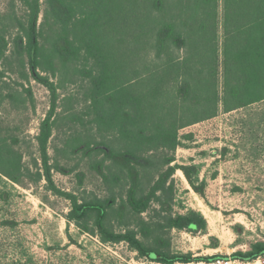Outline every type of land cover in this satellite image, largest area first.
Returning a JSON list of instances; mask_svg holds the SVG:
<instances>
[{
    "label": "trees",
    "instance_id": "1",
    "mask_svg": "<svg viewBox=\"0 0 264 264\" xmlns=\"http://www.w3.org/2000/svg\"><path fill=\"white\" fill-rule=\"evenodd\" d=\"M47 12L58 27L51 52L60 63L85 60L82 72L88 82L87 99L96 131L112 134L125 143L117 151L94 143L104 154L98 174L110 194L79 203L58 190L52 180L48 142L52 133L55 100L35 137L33 160L36 182L44 180L55 195L69 201L65 220L80 233L95 235L104 245L125 244L154 264H211L217 261L253 262L264 257V240L230 256L171 254L162 239L163 230L204 233L207 223L196 211L172 213V186L180 169L193 190L189 168L170 166L179 145V133L192 125L264 100V0H46ZM39 0H31L30 17L23 38L15 41L17 54L26 57L31 79L54 96L55 88L38 72L41 57L36 22ZM0 38V60L6 53ZM13 99L12 95L8 99ZM17 140L7 136L0 120V175L16 185L31 172L23 164ZM104 147L102 148V146ZM101 148V149H99ZM95 149V148H93ZM160 152L157 165L166 168L145 186L141 180L151 163L148 155ZM111 166H105L104 162ZM113 170L119 172L113 173ZM29 175V176H27ZM81 180V179H80ZM119 190L115 194L113 190ZM153 217L142 218L146 212ZM112 214L124 229L108 224ZM92 219V226L88 223ZM134 226L127 224L134 221ZM0 264H50L38 259L16 238L13 220L0 222ZM19 237V236H18ZM69 242L76 245L70 236ZM212 241L217 242L215 238ZM65 247H49L62 251ZM58 264H70L60 261Z\"/></svg>",
    "mask_w": 264,
    "mask_h": 264
},
{
    "label": "rangeland",
    "instance_id": "2",
    "mask_svg": "<svg viewBox=\"0 0 264 264\" xmlns=\"http://www.w3.org/2000/svg\"><path fill=\"white\" fill-rule=\"evenodd\" d=\"M31 0H0V38L6 42V53L0 60V120L7 136L17 140L23 164L31 174L16 185L0 175V222L13 220L14 232H6L7 241L16 238L38 259L50 264H154L129 250L125 244L104 245L95 235L80 233L75 223L65 218L71 205L64 197L48 190L44 180L36 181L33 160L37 159L35 137L55 100L53 126L48 142L52 180L61 192L72 194L79 203L109 196L98 167L104 154L94 143L117 151L125 143L109 133L99 134L90 116L87 99L88 82L83 75L85 60L62 64L52 55L51 43L58 27L48 15L46 0H39L36 22L41 51L38 72L53 83L55 95L28 76L26 57H20L15 41L23 38L30 17ZM12 95L13 99H8ZM104 145L102 146V148ZM95 148V149H93ZM101 149V148H99ZM170 166H186L193 184L202 190L198 195L177 169L168 180L172 186V213L199 212L207 223L204 233L163 230L162 239L171 254L193 256H230L246 251L249 245L264 240V100L245 108L220 113L216 117L180 131L179 145ZM160 152L150 153L149 165L141 180L145 186L158 178ZM105 166H111L105 161ZM119 172L113 170V173ZM81 179V180H80ZM113 190L118 194L117 187ZM153 217L149 211L142 218ZM108 224L115 231L124 229L112 214ZM127 224L134 226V221ZM92 226V219L88 223ZM1 230V226H0ZM19 236V237H18ZM68 236L76 242H69ZM215 238L217 242L211 240ZM65 247L47 251L49 247ZM204 264V263H192ZM211 264H264V257L253 262L217 261Z\"/></svg>",
    "mask_w": 264,
    "mask_h": 264
}]
</instances>
